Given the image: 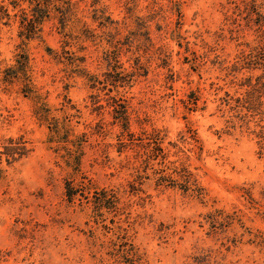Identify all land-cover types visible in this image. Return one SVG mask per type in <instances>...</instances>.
Wrapping results in <instances>:
<instances>
[{"label": "rangeland", "instance_id": "1", "mask_svg": "<svg viewBox=\"0 0 264 264\" xmlns=\"http://www.w3.org/2000/svg\"><path fill=\"white\" fill-rule=\"evenodd\" d=\"M233 10L0 0V264H264L263 70L233 66Z\"/></svg>", "mask_w": 264, "mask_h": 264}, {"label": "trees", "instance_id": "2", "mask_svg": "<svg viewBox=\"0 0 264 264\" xmlns=\"http://www.w3.org/2000/svg\"><path fill=\"white\" fill-rule=\"evenodd\" d=\"M66 2L68 3V6L60 9V16H62L63 19L68 15L69 10L74 5L72 1ZM229 3L234 5V10L232 14H227L225 24L228 25V27L221 28L219 37H223L225 31H229L230 39L238 41L237 46L239 47V50L236 54V61L233 66L237 67L238 64H241V66L244 67L262 68L263 70V73L255 78V82L252 76L247 78L249 89L246 91V95L249 98L257 92L264 93V0H229ZM38 10H40V12L37 15L33 13V18L30 20V22L33 21L32 27H36V24H39L44 16L47 15L46 10ZM246 31L254 32L256 36L254 42L241 41V38L245 37L244 33ZM242 62L244 64H242ZM137 65L140 67L139 64ZM122 82L123 79L118 78L114 81L113 85L122 86ZM130 82L131 81H128V84H130ZM127 101V99L120 97L119 99H115L112 104L116 123L121 126V131L118 136L119 143L122 146L132 144L136 139L135 134L130 131L131 115L128 111L129 105ZM6 150H8L6 154H8L10 158H13L14 160L17 159L14 151H9V148H6ZM175 171L179 172L178 167L175 168ZM183 171H186V169ZM180 175L184 181L182 184L185 186V191L195 190L192 186L196 185V183L192 181L191 174ZM170 180L176 181L169 175L161 174L157 179V182L158 185H163ZM67 194L69 198H73V196L76 195V192L73 191V187L70 184L67 185Z\"/></svg>", "mask_w": 264, "mask_h": 264}]
</instances>
